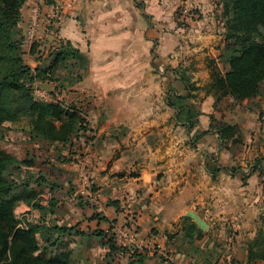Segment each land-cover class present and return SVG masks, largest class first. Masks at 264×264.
I'll list each match as a JSON object with an SVG mask.
<instances>
[{"label": "crops", "instance_id": "1", "mask_svg": "<svg viewBox=\"0 0 264 264\" xmlns=\"http://www.w3.org/2000/svg\"><path fill=\"white\" fill-rule=\"evenodd\" d=\"M179 2L144 0L140 6L137 0H27L23 5L20 27L32 67L37 64L31 48L37 41L44 43L42 48L48 45V52L59 39L70 40L89 57L83 80L60 99L80 108L88 122L87 131L73 141L78 143L74 148L83 143L86 154L77 163L81 169L75 182L87 186L90 180V192L86 189L94 202L84 205L75 200L72 204L75 196L70 193L58 208L57 223L73 228L68 234L102 237L119 231L125 243H136L140 251H147L139 264L154 260L153 247L169 253L170 264H193L186 245L177 251L176 238L183 232L188 211L194 210L211 231L219 223L220 232L236 234L231 247L245 260L246 241L264 228V175L250 172L258 160L264 168V94L236 106L229 97L216 103L211 85L207 88L206 81L198 80L196 87L205 91L190 100L200 111L194 131L178 121V108L170 97L180 93L172 70L180 50V31L173 14ZM218 2L192 1L203 15L192 22V32L186 35L216 60L225 45V21L223 14L220 19L217 15L223 6ZM56 4L61 6L59 14ZM169 55L175 57L170 59L171 69L156 73L152 62L168 63ZM55 87L53 81L36 82L34 94L38 99L56 100L50 94ZM218 122L237 125L240 141L222 144L212 127ZM196 130L209 132L193 145ZM232 168L238 171L233 173ZM115 201L128 203L130 209H119ZM158 264H168V260Z\"/></svg>", "mask_w": 264, "mask_h": 264}, {"label": "trees", "instance_id": "2", "mask_svg": "<svg viewBox=\"0 0 264 264\" xmlns=\"http://www.w3.org/2000/svg\"><path fill=\"white\" fill-rule=\"evenodd\" d=\"M27 0H0V264H72L68 253L57 251L62 236L73 228L57 223L23 222L17 213L20 203L40 211L55 213L57 201L49 204L39 200L36 177L29 170L23 174V166L30 167L33 160L20 159L6 150L1 142L5 139L7 123L26 120L32 136L51 143L68 146L88 129V122L82 110L67 105L63 99H38L34 94L36 82L53 81L56 88L64 86L57 75L61 68L73 67L65 79L71 88L87 74L89 57L70 40L59 39L58 44L47 54L43 42H34L31 54L38 61L32 67L25 59V37L20 27L22 7ZM140 5V3H139ZM143 5V4H142ZM140 5V6H142ZM225 21V45L221 61L227 67L225 72H212L211 89L217 101L224 97L236 102L253 99L264 94V0H222ZM225 67V68H226ZM188 92L190 79L184 75ZM60 83V84H59ZM62 83V84H61ZM170 96V95H169ZM172 94L170 101L178 108L177 119L189 132H193L200 111L186 97ZM180 100V101H178ZM217 129L222 144L240 141L239 128L235 124L218 122ZM209 130H196L191 138L195 145ZM262 160L251 166L250 172L260 171L264 175ZM29 169V168H28ZM215 168L212 172H215ZM233 173L238 171L232 168ZM248 175L244 173V183ZM118 205V202H114ZM185 237L200 236L202 229L188 216L185 218ZM256 234L250 241L247 264H264V235ZM197 233V234H195ZM103 234L101 237L104 239ZM110 250L118 251L115 234L105 242ZM191 243V242H189ZM144 258V257H143ZM143 258L140 259L143 262ZM262 262V263H261ZM144 264V263H143ZM205 264H212L210 261Z\"/></svg>", "mask_w": 264, "mask_h": 264}, {"label": "rangeland", "instance_id": "3", "mask_svg": "<svg viewBox=\"0 0 264 264\" xmlns=\"http://www.w3.org/2000/svg\"><path fill=\"white\" fill-rule=\"evenodd\" d=\"M137 1L138 4L140 3V5L144 4V0ZM192 1L193 0H180L178 7L173 12L180 31V50L177 55L178 60L173 63L175 64V67H173L172 70L176 76V79L179 81V96L185 97L189 92L191 93L190 97L185 98L187 100H191L194 97L196 98L201 92L205 91L204 88L203 90H198L199 88L196 87V82L198 80L206 81L205 86L207 85L208 88V84L211 85L212 83V72H217L216 69L222 72L221 69L226 67L221 61V58L219 59L218 57V60H216V56H214L212 52L206 55L207 50L202 48L200 49L199 43L189 40L190 37L186 36L192 32V22L196 19H200L203 15L201 13V9L192 3ZM218 3L219 5L222 4V0H219ZM222 12L223 11L221 8L220 13H217L218 19L222 18ZM147 17L148 21L151 23L152 15H148ZM151 24L154 25V23ZM217 26L222 27L221 23H218V20ZM166 29L167 25H161V30L165 31ZM185 40L187 42H185ZM47 46L48 45H46V47ZM45 54H47V52ZM152 56V60L155 59L156 56H154V54ZM174 58L175 57H171L169 55L168 63H165L160 59H157L156 61L154 60L152 62V66L155 68V72L157 73L160 70H163V68L170 70L172 67L170 59ZM25 59L28 63L29 57L26 56V53ZM34 60L35 64H37L38 61H36L35 58ZM73 70V67H69L68 69V71ZM68 71L66 68H61V70L57 72L58 77L60 78L61 82L64 83L63 85L65 87L69 85V80L65 79V81H62V79L68 75ZM184 75L190 79L192 88L189 92L186 88V83L182 80ZM168 79H170V77H168L167 80ZM64 86L58 89L55 87L53 90H51V96L53 98L60 99L64 92H68L70 90V88L64 89ZM238 103L239 102L235 101V105L233 104V106L238 105ZM252 106L256 105L252 104ZM6 125L7 130L5 139L1 142L2 146L19 158L33 160L32 166H23V174H26L29 172V170H31L36 177L40 176L43 178L41 181L34 182L36 189L39 191V200L43 204H49L52 199L56 200L58 203L55 214H51L48 211H40L36 208L28 206L25 203H20L19 207L17 208V213L23 222L34 221L47 224L48 222L57 223V220L59 219L58 208L62 205V201H66L65 196L68 197L70 193L72 194L70 196H75L72 204L76 202L75 200H77L76 204L84 203V205H91L92 202H94L91 201L92 195L88 193V191L90 192L91 187L90 180L87 182L88 191L86 189L87 186H81V184L75 182L81 169V164L77 165V163H79V160L86 155L84 152H82L84 150L83 143H81V145H76V148H74L75 144L78 143H72L65 148L61 144L57 145L49 141L36 138L30 133V125L26 120L7 123ZM87 144L88 142L86 141V145ZM26 176H28V174H26ZM68 183L70 185L69 187L66 186ZM65 188H67V191H65ZM91 193H93V190ZM118 207L119 209H130L128 203L121 202ZM132 214L133 213H130L129 216H132ZM74 216L72 215L70 218L72 224L76 222ZM126 224L127 222L122 225V229L126 226ZM185 225L186 221H183V232L176 238L179 246L177 251L179 252L183 245H186V252L192 255L195 259L193 264H205L207 261H210L212 264H247V259L242 260L241 256L243 255L239 254L237 251L235 253V250L231 247V243L236 240V234H233V232L230 231H226L225 233L220 232L221 225L219 223L216 224L214 230L211 231L210 228H207L206 230H202L203 232L200 236L193 235L191 238L185 237ZM136 228L139 229L140 226H136ZM260 233L264 235V228H262ZM112 234H115L117 245L122 246L123 242L125 241V235L119 231ZM112 234L109 236L107 235L104 240H108ZM177 234H175L174 237H176ZM100 238V234L89 235L86 233L73 231L62 236L60 246L58 249H54V251L68 253L72 258V264H88V261H90V264H104V261H107V264H139L141 262L140 259L143 257L146 258V255L144 254L147 251H140L141 248L136 243H127L132 249V255L119 261L117 260V252L119 250H110L109 246H106V243H102ZM253 238L246 241L245 247L247 248V254L250 241H252ZM151 251L153 253L151 256H153L154 260L148 263L145 260L146 264H158L160 261L165 260H168V264L172 262L167 258V256L170 254L163 253L161 247H153ZM222 258L223 260H220ZM82 261H84V263ZM259 263L260 262L258 261L252 262L251 264Z\"/></svg>", "mask_w": 264, "mask_h": 264}, {"label": "built area", "instance_id": "4", "mask_svg": "<svg viewBox=\"0 0 264 264\" xmlns=\"http://www.w3.org/2000/svg\"><path fill=\"white\" fill-rule=\"evenodd\" d=\"M55 11H56V14H59L61 12V6L59 4L55 5ZM33 31H34V26H31L30 27L31 36L33 34ZM131 255H132L131 247L127 243L123 242L122 246L120 247L119 251L117 252V260H119V261L123 260L125 258L130 257Z\"/></svg>", "mask_w": 264, "mask_h": 264}, {"label": "water", "instance_id": "5", "mask_svg": "<svg viewBox=\"0 0 264 264\" xmlns=\"http://www.w3.org/2000/svg\"><path fill=\"white\" fill-rule=\"evenodd\" d=\"M187 215L196 222L200 229L206 230L207 228H210L209 224L194 210L188 211Z\"/></svg>", "mask_w": 264, "mask_h": 264}]
</instances>
